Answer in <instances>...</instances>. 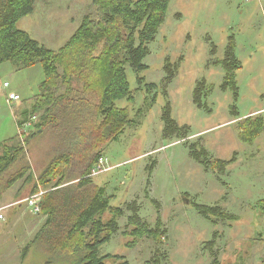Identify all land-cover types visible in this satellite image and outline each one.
<instances>
[{"label":"rangeland","instance_id":"1","mask_svg":"<svg viewBox=\"0 0 264 264\" xmlns=\"http://www.w3.org/2000/svg\"><path fill=\"white\" fill-rule=\"evenodd\" d=\"M92 2L38 0L35 11L18 27L58 50L78 30L83 17L93 13ZM232 40L239 65L237 101L232 90L221 89L224 71L213 65L215 58L225 59ZM149 48L143 76L156 87L150 90L140 84L137 74L127 68L131 88H139V93L135 102L120 100L118 105L129 109L133 124L106 147L107 166L112 168L94 180L112 197L113 206L125 207L126 216L130 214L126 205L135 202L153 228L158 209L150 200H156L166 233L161 243L146 239L128 249L122 236L125 217L102 254L123 256L129 264H214L206 244L219 232L214 251L218 264H264V220L254 207L264 199V131L252 143H243L238 133L239 120L259 115L264 121V0H171L167 20ZM169 65L174 69L171 79H167ZM44 80L41 64L22 70L10 62L0 65V143L20 133L21 111L32 107ZM203 80L205 88L214 86L203 100L208 109L194 103L197 85ZM167 103L177 124L187 128L186 137H165L162 116ZM232 110L238 112L237 117ZM38 143L29 149L36 173L51 147L48 136ZM192 145L214 159L234 160L214 175L190 156ZM31 188L20 181L3 192L0 205L6 210L0 213L6 221H0V234L11 231L1 242L0 264H46L37 247L25 261L21 258L22 249L35 238L44 219L21 203L31 195ZM194 203L219 206L239 218L215 226Z\"/></svg>","mask_w":264,"mask_h":264},{"label":"trees","instance_id":"2","mask_svg":"<svg viewBox=\"0 0 264 264\" xmlns=\"http://www.w3.org/2000/svg\"><path fill=\"white\" fill-rule=\"evenodd\" d=\"M37 2L0 0V65L10 62L22 70L41 64L45 72L32 107L21 111L20 133L0 143V201L3 192L20 181H24V186L32 185L31 195L41 189L46 191L38 214L44 217V222L35 238L22 249L24 261L37 247L45 255L46 264H108L110 261L129 264L123 256L103 255V246L119 233L120 219L125 217L127 225L122 236L128 249H135L146 239L161 243L166 231L160 205L150 200L158 209L153 228L140 215L135 202L126 205L128 216L125 207L113 206L112 197L91 174L100 160H109L104 153L106 147L133 124L129 109L118 105L120 100L135 102L139 93V88H131L127 68L137 74L140 84H147L143 72L148 69L145 60L150 54L149 44L155 41L166 22L171 0H93V13L83 17L78 30L58 50L41 44L18 27L24 17L35 11ZM234 49L232 40L225 59L215 58L213 65L223 68L221 89L232 90L237 101L239 65ZM211 54H216V47ZM167 70L171 73L167 79L174 77L170 65ZM147 85L150 90L156 87V84ZM205 86V80L199 82L194 94V103L199 108H207L203 100L214 90V86ZM232 111L237 117L238 112ZM171 113L167 103L162 116L165 137H186L187 128L180 127ZM28 123L31 126L25 127ZM238 126L243 143H252L264 131V121L259 115L239 120ZM47 136L51 147L46 151L50 155L36 173L29 149ZM190 156L214 175L234 160L214 159L205 149L194 145L190 147ZM194 205L215 226L239 218L219 206ZM254 207L260 213L257 216L264 220V199L258 200ZM219 236L215 232L206 244L214 264H218L214 251Z\"/></svg>","mask_w":264,"mask_h":264},{"label":"built area","instance_id":"3","mask_svg":"<svg viewBox=\"0 0 264 264\" xmlns=\"http://www.w3.org/2000/svg\"><path fill=\"white\" fill-rule=\"evenodd\" d=\"M8 86V83H6V87ZM19 96H15L14 99H18ZM36 119V118H35ZM31 123L25 124V127H30ZM108 160L103 159L100 160V163L97 165V167L93 170V173L91 176H96L101 174L102 172L109 171L110 167H108ZM46 192L44 190H39L37 193L30 195L29 197L25 198L21 203H27L28 208L32 211L33 214L38 215L41 212V202L43 200V196ZM5 208H0V212L4 210ZM0 219H3V215L0 213Z\"/></svg>","mask_w":264,"mask_h":264},{"label":"crops","instance_id":"4","mask_svg":"<svg viewBox=\"0 0 264 264\" xmlns=\"http://www.w3.org/2000/svg\"><path fill=\"white\" fill-rule=\"evenodd\" d=\"M15 96H18V95H15ZM30 108H28V110H29ZM27 198V197H26ZM1 207H4L3 205H0ZM0 207V208H1ZM44 218V217H43ZM6 219V218H5ZM42 220V219H41ZM0 221H3V222H5L6 220H2V219H0ZM43 221H44V219H43ZM43 221H41L40 223H39V226H41V224L43 223ZM15 225V220H14V222H13V224H12V226H14ZM11 231V228L9 229V231L8 232H6L5 234H8L9 232ZM5 234H0V244H1V242L3 241V237H4V235ZM1 251H0V253H2V249H3V246H2V244H1Z\"/></svg>","mask_w":264,"mask_h":264},{"label":"clouds","instance_id":"5","mask_svg":"<svg viewBox=\"0 0 264 264\" xmlns=\"http://www.w3.org/2000/svg\"><path fill=\"white\" fill-rule=\"evenodd\" d=\"M8 87V86H7ZM29 197V196H28Z\"/></svg>","mask_w":264,"mask_h":264}]
</instances>
